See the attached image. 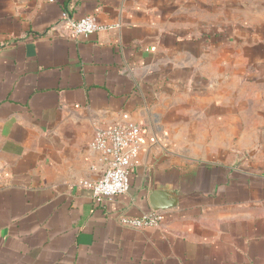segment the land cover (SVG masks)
Segmentation results:
<instances>
[{"label": "crops", "instance_id": "obj_1", "mask_svg": "<svg viewBox=\"0 0 264 264\" xmlns=\"http://www.w3.org/2000/svg\"><path fill=\"white\" fill-rule=\"evenodd\" d=\"M263 25L264 0H0V264H264ZM124 115L129 189L95 204ZM152 192L177 205L122 226Z\"/></svg>", "mask_w": 264, "mask_h": 264}, {"label": "built area", "instance_id": "obj_2", "mask_svg": "<svg viewBox=\"0 0 264 264\" xmlns=\"http://www.w3.org/2000/svg\"><path fill=\"white\" fill-rule=\"evenodd\" d=\"M71 37H87L103 28L93 17L79 20L69 18L66 13L61 14L57 26ZM123 122L106 130L96 132L91 147L99 152L103 159L104 170L96 181L83 180L77 186L88 189L95 204H101L114 197L124 195L129 189V176L136 165V158L142 146L141 128L132 122L127 115ZM164 220L160 211H150L141 217H121L122 226L140 229L157 227Z\"/></svg>", "mask_w": 264, "mask_h": 264}, {"label": "water", "instance_id": "obj_3", "mask_svg": "<svg viewBox=\"0 0 264 264\" xmlns=\"http://www.w3.org/2000/svg\"><path fill=\"white\" fill-rule=\"evenodd\" d=\"M177 205V198L166 193L152 192L149 197V206L153 211L172 209Z\"/></svg>", "mask_w": 264, "mask_h": 264}, {"label": "rangeland", "instance_id": "obj_4", "mask_svg": "<svg viewBox=\"0 0 264 264\" xmlns=\"http://www.w3.org/2000/svg\"><path fill=\"white\" fill-rule=\"evenodd\" d=\"M263 27H264V25H263Z\"/></svg>", "mask_w": 264, "mask_h": 264}]
</instances>
